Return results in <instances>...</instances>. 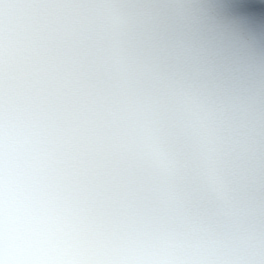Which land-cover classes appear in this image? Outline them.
Masks as SVG:
<instances>
[{
  "label": "clouds",
  "instance_id": "clouds-1",
  "mask_svg": "<svg viewBox=\"0 0 264 264\" xmlns=\"http://www.w3.org/2000/svg\"><path fill=\"white\" fill-rule=\"evenodd\" d=\"M0 264H264V0H0Z\"/></svg>",
  "mask_w": 264,
  "mask_h": 264
}]
</instances>
